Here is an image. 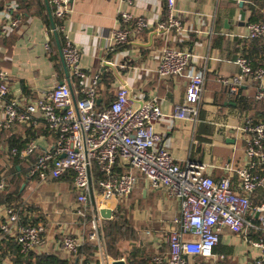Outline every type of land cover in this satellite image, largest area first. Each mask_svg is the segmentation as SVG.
I'll return each instance as SVG.
<instances>
[{"label": "crops", "instance_id": "0c3cea01", "mask_svg": "<svg viewBox=\"0 0 264 264\" xmlns=\"http://www.w3.org/2000/svg\"><path fill=\"white\" fill-rule=\"evenodd\" d=\"M18 3L17 13L22 18L20 26L10 28L6 33L0 31V68L8 71L10 96L25 106L48 88L61 81L67 82V76L46 1L18 0ZM5 4V0H0V28L6 22L3 14ZM49 4L53 14L51 0ZM177 8L187 33L180 36L174 34V42L170 41L169 44L186 48L195 57H202L196 65L206 71L205 90L196 121L172 117L174 106L184 98L187 81L183 77L161 78L156 73L158 55L166 45V38L157 33L155 27L164 18L165 0H73L72 12L65 24L73 42L80 48L81 65L101 73L99 108L113 101L118 88L122 86H126L139 103L155 100L165 113L156 121L155 129L162 138V145L177 162L182 166L188 162L203 164L207 174L215 179L230 177L233 188L240 190L239 179L228 168L246 162L244 134L240 130L244 120L247 117L264 120V99H256L258 91L264 90V84L246 80L239 96L231 97L219 79L238 72L239 67L234 61L241 54L250 55L255 64L264 65V38H246L248 22L263 20L264 0H178ZM122 11L145 17L152 27L132 36L127 44L109 51L111 31L127 26L121 18ZM54 20L57 25L55 17ZM199 30L201 32L197 33ZM57 32L63 45V33ZM48 39L50 50L45 48ZM105 59L112 66H107ZM69 79L74 90L78 80L70 77V71ZM4 118L0 101V176L5 177L9 184L10 178L16 180L19 176L14 166L19 171L27 168V162L19 158L21 162L16 164L15 156L10 155V137L13 136L12 140L19 137L27 140L29 133H33L34 137L30 140H37L40 150H44L53 146L54 134L48 130L41 116L30 123L16 122L10 128L1 126ZM140 177L133 193L120 200L112 212V218L124 200L134 198L136 207L144 203L139 218L146 220L151 227L144 230L145 239H129L130 244L126 249L119 245L124 255L119 259L127 260L125 256L137 249V258L144 256L145 264H151L154 255L167 251V229L171 220L179 214L180 205L178 200L167 195L164 188L154 189ZM59 180V184L52 185ZM59 180L40 182L37 177L31 178L27 174L23 180L24 219L27 223L43 222L46 225V232L31 254L55 252L66 259L74 258L78 264H108L99 247L92 242L87 244L96 249L86 257L78 258L77 253L61 250L60 244L65 234L92 232L98 223L89 218L91 215L84 219L76 213L77 197H74L76 194L72 181ZM51 189L58 190L56 195L59 196V202L49 208L43 196ZM252 200L255 205L263 202L264 190H259ZM7 203L0 198V209ZM247 219L258 223V213H249ZM99 224L105 236V218ZM163 225L166 232L164 237ZM131 226L136 230L133 224ZM186 237L193 239L192 235ZM258 238H264V232L251 227L246 228L243 235H233L225 229L215 253L225 254L227 264H248L258 254V250L250 246L248 240ZM13 244L15 240L10 237L0 240V255H3L6 264H17L14 257L18 250ZM108 257L115 260L109 252ZM194 264L209 263L206 259L197 258Z\"/></svg>", "mask_w": 264, "mask_h": 264}, {"label": "built area", "instance_id": "2783aa9c", "mask_svg": "<svg viewBox=\"0 0 264 264\" xmlns=\"http://www.w3.org/2000/svg\"><path fill=\"white\" fill-rule=\"evenodd\" d=\"M177 1L165 0L164 18L155 27L157 33L166 38V45L158 55L156 73L161 78L183 77L187 81L184 98L174 106L172 117L196 121L205 90L206 71L196 65L202 57L169 44L174 42V34L187 33L178 15ZM5 2L6 22L0 28L1 33L19 27L22 21L17 13L18 0ZM51 2L53 16L58 21L56 30L64 36L62 51L70 77H75L78 85L72 90L67 82L57 84L21 106L17 98L10 96L8 71L0 68V101L5 114L1 126L10 128L16 122L30 123L38 116L43 117L48 130L54 134L53 146L40 150L39 143L33 139L21 148H11L10 155L27 162V176L37 177L40 182L70 176L73 192L77 195L76 213L84 219L91 215L98 223L92 232L65 234L61 250L75 254L82 245L92 242L99 247L108 264H112L99 224L104 219L100 209L114 212L120 200L133 193L142 176L152 188H164L180 205L179 214L167 229V251L154 255L151 264H194L197 258L206 259L209 264H227L225 254L215 253L225 229L233 235H243L248 227L264 232V201L255 205L252 200L253 195L264 190V120L247 117L240 127L244 134L246 162L228 168L239 179L240 190L233 188L230 177L215 179L207 174L203 164L180 165L162 145V138L155 129L156 121L165 116L158 102L139 103L128 88L122 86L113 101L99 108L101 73L81 65L80 48L73 42L65 24L72 12L73 0ZM120 14L127 26L111 31L109 51L152 27L143 16L136 17L129 11ZM246 38H264V20L248 22ZM45 48L50 50L49 39ZM234 62L239 67L238 72L219 79L231 97L239 96L246 80L264 84V66L255 65L246 54L238 55ZM256 99H264V90L258 91ZM8 185L7 179L0 176V193L6 191ZM22 212V207L10 205L0 209V240L12 238L18 252L28 257L40 243L46 225L24 222ZM251 212L258 213V223L247 219ZM187 235H192L193 239H188ZM248 241L258 250L248 264H264V238ZM0 264H6L1 255Z\"/></svg>", "mask_w": 264, "mask_h": 264}, {"label": "trees", "instance_id": "16d2710c", "mask_svg": "<svg viewBox=\"0 0 264 264\" xmlns=\"http://www.w3.org/2000/svg\"><path fill=\"white\" fill-rule=\"evenodd\" d=\"M262 18L264 20V17ZM260 39H263V38H260ZM247 56L250 57V55H247ZM255 65H262V64H255ZM28 130H31V129H28ZM29 135L30 136L27 137V140H22V138L20 137L12 140L13 136H11L8 142L9 148L11 149L13 147H19V148L23 147L27 143V141H29L31 138L34 137L33 133L31 134L29 133ZM14 159H15L16 164H19L21 162L18 156H15ZM14 169L16 173L19 175L18 179L13 180V178H10V181H9L10 187L6 191L0 193V198L4 199V201H7L8 202L7 205L23 208L24 202L22 201V195H23L24 189L21 190V187L23 185V180L26 178L27 168H24L23 170L19 171L18 167L14 166ZM61 179L73 181L70 176H64ZM53 180H59V179H53ZM74 197L76 199L77 195H75ZM36 219L38 220L37 217ZM105 221H106V224L104 225V232H105L104 237H105L108 252L115 259L124 257V255L120 252L119 241L122 238L135 240L136 238H133V234L135 235L133 231L134 230L133 227L131 226L127 218L123 216H119L118 214L114 215L112 219H105ZM24 222H27V220L24 219ZM121 231H126L127 233L130 231L131 234L127 237L124 234H121L120 233ZM95 249L96 248L93 245L84 244L79 248L76 255L78 258L86 257L88 255L93 254ZM138 253L139 251L137 249H134L128 255H126L125 257L127 259L126 260L127 264H145L146 257L143 256L142 258L138 259L137 258ZM2 259H3V255H2ZM14 260L17 264H78V262H76L74 258H71V260L66 259V258L61 257L59 254L55 252L41 254V255H35L34 253H32L28 257H23L17 251L15 252ZM151 263H152V260H151Z\"/></svg>", "mask_w": 264, "mask_h": 264}, {"label": "rangeland", "instance_id": "374dc122", "mask_svg": "<svg viewBox=\"0 0 264 264\" xmlns=\"http://www.w3.org/2000/svg\"><path fill=\"white\" fill-rule=\"evenodd\" d=\"M59 182H60V180L59 181H54L52 185L55 186L56 184H59ZM57 191L58 190L55 191L54 189H51L48 193L44 191L45 193H44V196H43V201L46 204L48 203L50 205V206H48L49 208L51 206H53L54 204H57L59 202V198H58L59 196L56 195ZM61 198L64 199L65 197H61ZM62 202H63V200H62ZM133 202H135L134 198H130L129 200H126V201L124 200L121 203V207L118 209V213L117 214L119 216H123V217L127 218L129 223L131 225L132 224L134 225L136 230H133L134 233H135V235L133 234V238H136L137 240L140 239V238H144L145 239L146 237H145L144 230H147V228L151 227V226L146 220H144L142 218H139V216L142 215V211L144 210V203L143 204H139L138 207H136V205H134ZM89 218H91V217H89ZM162 230H163V235L162 236L164 237L165 234H166V232H164L165 231V225H163ZM130 231L128 233L126 231H121L120 233L124 234L125 236L128 237L131 234ZM133 231H132V233H133ZM71 233L73 234V232H71ZM129 244H130V240L129 239L122 238L119 241V245H122L123 249L128 248Z\"/></svg>", "mask_w": 264, "mask_h": 264}, {"label": "water", "instance_id": "95a60500", "mask_svg": "<svg viewBox=\"0 0 264 264\" xmlns=\"http://www.w3.org/2000/svg\"><path fill=\"white\" fill-rule=\"evenodd\" d=\"M45 1H46V5H47V8H48V13H49V17H50V20H51V24H52V26L54 28V34H55L58 50H59V53H60L61 61H62L63 65H64V68H65V71H66L67 83L72 88V83H71V81L69 79L68 67H67V64H66V61H65V58H64V55H63V51H62V43H61V40H60V38L58 36V32L56 30V23H55L53 14H52V10L50 8L49 0H45ZM107 66H112V64L111 63H107ZM64 82L65 81H61L60 84H63ZM98 101H99V99H98ZM91 194H92V191H91ZM92 199H93V195H92ZM100 214L105 219H111L112 218L111 209H107V208L100 209ZM112 264H127V262H126V260L124 258H122V259L113 260Z\"/></svg>", "mask_w": 264, "mask_h": 264}]
</instances>
